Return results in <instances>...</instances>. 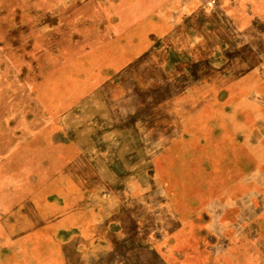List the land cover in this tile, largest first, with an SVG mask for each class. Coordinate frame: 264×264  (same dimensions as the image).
I'll return each mask as SVG.
<instances>
[{
	"label": "rangeland",
	"instance_id": "374dc122",
	"mask_svg": "<svg viewBox=\"0 0 264 264\" xmlns=\"http://www.w3.org/2000/svg\"><path fill=\"white\" fill-rule=\"evenodd\" d=\"M0 264H264V0H0Z\"/></svg>",
	"mask_w": 264,
	"mask_h": 264
}]
</instances>
